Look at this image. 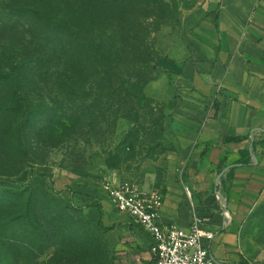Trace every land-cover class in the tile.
Here are the masks:
<instances>
[{"label":"rangeland","instance_id":"1","mask_svg":"<svg viewBox=\"0 0 264 264\" xmlns=\"http://www.w3.org/2000/svg\"><path fill=\"white\" fill-rule=\"evenodd\" d=\"M155 2L96 6L104 12L137 7L142 15L93 27L79 18L87 51L66 57L59 46L42 50L40 34L29 36L14 10L48 7L58 20L75 23L72 0H0V189L23 192L0 207V264H129L131 238L147 234L108 198L104 186L114 179L143 194L156 192L162 201L195 202L201 133L211 123L205 116L214 109L217 116L219 104L210 96L190 99L193 93L158 66V57L168 55L159 43L163 25L152 15L162 8ZM163 2L174 16L165 24L177 20L181 0ZM69 71L72 78L59 85L57 77ZM66 85L85 89L92 101L72 102L76 95L66 94ZM110 88L118 94L102 96ZM187 100L214 103L203 110ZM33 176L40 186L31 192ZM99 219L114 228L103 231ZM238 236L248 260L264 259V194Z\"/></svg>","mask_w":264,"mask_h":264},{"label":"crops","instance_id":"2","mask_svg":"<svg viewBox=\"0 0 264 264\" xmlns=\"http://www.w3.org/2000/svg\"><path fill=\"white\" fill-rule=\"evenodd\" d=\"M179 12L177 20L163 25L159 40L168 57L182 68L172 83L193 93L190 99L210 96L219 104V114L214 109L205 116L211 123L202 129L205 143L199 156L207 144L213 148L204 162L198 157L192 188L195 202L188 205L187 199L166 198L161 221L188 228L194 215H200L206 219L205 228L215 233L210 243L215 257L222 262H245L240 223L264 194V0H181ZM185 103L204 110L214 102ZM244 135L260 142L250 162L234 169L227 200L219 194L220 176L247 144H225L223 138ZM205 161L211 163L209 173ZM135 235L131 232L136 243L129 264H144L141 258L156 264L153 240L151 244L147 236Z\"/></svg>","mask_w":264,"mask_h":264},{"label":"trees","instance_id":"3","mask_svg":"<svg viewBox=\"0 0 264 264\" xmlns=\"http://www.w3.org/2000/svg\"><path fill=\"white\" fill-rule=\"evenodd\" d=\"M62 1V0H61ZM145 0H72L74 3L75 9L73 10L74 15L77 16V22L75 23L70 22L67 23L66 21H60L55 17L54 13L51 12L48 7H41V6H32V5H26L25 7H22L19 9H15L14 11L16 14L14 16H20L24 19L25 25L28 27V35H34L35 32H38L40 34V40L45 42V46L42 45V50L46 51L49 49L51 46L58 47L63 54L66 57H69L70 51H78V53H83L87 51V48L85 47V42L81 41V35L83 33L82 29H79L78 26V19L81 17H86L87 21H89L92 24V27L97 24L98 22H109V21H136L141 15L142 12L137 8V7H131L129 9H123L121 12L119 9H114L115 11H107L104 12L98 11L96 9V6L98 5H116V4H122L126 3L128 5L134 6L137 2H142ZM147 1V0H146ZM156 4H160L162 8L160 9V12L158 14H152L153 17H155L156 21L155 24L157 26H162L164 25L168 19L174 17L173 13L170 9L169 4L166 2H163V0H155ZM86 13V14H85ZM74 21V20H73ZM80 24V23H79ZM81 25V24H80ZM160 28V27H159ZM76 36L79 38L78 40H71L72 36ZM45 37V38H44ZM54 37H58L61 40L57 38V41L54 40ZM88 41V40H86ZM142 42V41H140ZM84 44V46L82 45ZM92 44V43H91ZM143 44V42H142ZM68 47L69 49L67 51H63L61 48L62 47ZM43 54V56H46L47 53ZM158 66L160 68L166 69L165 72L169 75V81L172 83L173 82V77L174 76H179L182 74V68L180 65L173 60L172 58L165 56V57H158ZM90 62V61H88ZM66 64V63H65ZM69 73H73V71H69ZM72 78L71 76H68L67 74H61L57 77V82L59 85L61 83H65L66 80H70ZM155 78L149 79L146 83L149 81L154 80ZM145 83V84H146ZM66 94L71 93L73 95H76L73 99L72 102H90L91 100H88L85 96L86 90L81 89V87L73 88L71 85H66ZM62 93L65 94V91H62ZM115 94H118L116 90H113V88H110L106 93H103L102 96L109 98V97H114ZM128 95V94H127ZM137 100H139V96H135ZM69 102L71 100H68ZM256 129H253L252 131H255ZM246 141V148L242 149L239 154V158H237L235 161H233L225 170V175L222 174L220 176V183L218 185L219 188V194L221 197L226 198L227 200L230 199L229 195V190H230V183L233 177V171L237 166H243L247 165L250 160L252 154L255 152L256 145L260 142L259 140H254L250 138L249 135H244V136H227L223 138V143L228 144V143H241ZM264 141V140H262ZM213 148V145L207 144L203 151L201 152L199 158L201 163L204 162L206 158H208V152ZM229 153V150L226 151ZM40 185L37 184L36 178L31 179L29 185L27 186L31 192L34 191L35 187L39 188ZM44 186V185H43ZM42 187V186H41ZM42 189V188H41ZM23 192H13L10 190H3L0 189V207L3 206L9 198H14L17 196L22 195ZM43 194L46 197H51L49 192L43 188ZM34 200H36L34 198ZM196 200H198L196 198ZM136 224V223H135ZM98 225L100 229L103 231L107 232L110 231L114 228V226L110 227H105L102 223V219H99ZM141 227V226H140ZM156 259V258H155ZM153 259V261H155Z\"/></svg>","mask_w":264,"mask_h":264},{"label":"built area","instance_id":"4","mask_svg":"<svg viewBox=\"0 0 264 264\" xmlns=\"http://www.w3.org/2000/svg\"><path fill=\"white\" fill-rule=\"evenodd\" d=\"M104 187L113 205L150 235L156 264H264V259L237 263L219 261L210 249L215 233L205 228L206 219L200 215H194L188 228L163 224L162 198L156 192L143 194L128 182L117 179Z\"/></svg>","mask_w":264,"mask_h":264}]
</instances>
